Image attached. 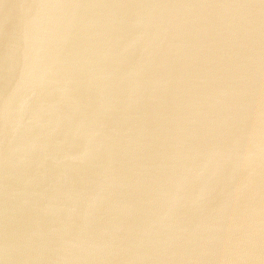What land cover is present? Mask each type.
Returning a JSON list of instances; mask_svg holds the SVG:
<instances>
[{"label": "water", "instance_id": "1", "mask_svg": "<svg viewBox=\"0 0 264 264\" xmlns=\"http://www.w3.org/2000/svg\"><path fill=\"white\" fill-rule=\"evenodd\" d=\"M0 264H264V0H0Z\"/></svg>", "mask_w": 264, "mask_h": 264}]
</instances>
